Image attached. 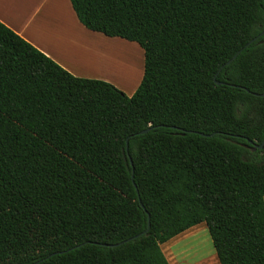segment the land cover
I'll return each mask as SVG.
<instances>
[{"label": "trees", "instance_id": "1", "mask_svg": "<svg viewBox=\"0 0 264 264\" xmlns=\"http://www.w3.org/2000/svg\"><path fill=\"white\" fill-rule=\"evenodd\" d=\"M70 1L144 73L76 76L0 20V264H170L202 222L220 264H264V0Z\"/></svg>", "mask_w": 264, "mask_h": 264}, {"label": "crops", "instance_id": "2", "mask_svg": "<svg viewBox=\"0 0 264 264\" xmlns=\"http://www.w3.org/2000/svg\"><path fill=\"white\" fill-rule=\"evenodd\" d=\"M0 20L76 76L115 83L118 80L113 77L116 70H127L118 57L120 53L114 50V45L125 43V38L87 28L79 20L70 0H0ZM128 68L139 76L137 88L144 73L141 65L136 60L128 64ZM196 226L198 224L193 227ZM182 233L161 245L165 255V250H169V254L175 253L178 243L171 240ZM191 247L177 248L187 264H197V259L202 260L198 264H217L208 254L195 258L200 254Z\"/></svg>", "mask_w": 264, "mask_h": 264}, {"label": "rangeland", "instance_id": "3", "mask_svg": "<svg viewBox=\"0 0 264 264\" xmlns=\"http://www.w3.org/2000/svg\"><path fill=\"white\" fill-rule=\"evenodd\" d=\"M125 43L114 45V50H116L118 53H120V55L118 57H121L120 61H122V63L126 66V72L123 71H117V73H114L115 75H113L114 78L118 79L116 80V82H112L114 83L116 86H118L121 90H123L124 92H126L128 95L132 94V92H135L133 90H136V85L139 79V76L136 74H133V70H129L128 68V64H130L131 62H136L139 61L140 65H141V69L142 72H144V50L143 48L140 46V44L138 42L135 41H131V40H127L124 39ZM137 68V67H136ZM135 68V69H136ZM121 75V76H120ZM255 153V155L253 154H249V157H261L264 153L260 152V151H253ZM197 230L202 231L201 234L199 235H194L192 236L190 239H187L185 242V244L183 246H193L192 250L194 251V248L196 246V249L198 250V255L200 254V256H196L195 258H199L201 256H204L208 254V257L213 256V258L211 257V259H214V262L217 264L219 263L217 254H216V250L214 248V244L211 238V235L209 233L208 227L206 225L205 222H202L200 224H198V226L196 227H192L191 229L183 232L181 235H179L178 237L174 238L173 240H171L172 243H178L175 245V253H168L169 250H165L166 251V256L169 260V262L171 264H187L186 259L183 257L180 248L177 249L178 245H181V240L188 234L195 232ZM175 241V242H174ZM177 246V247H176ZM164 247V246H163ZM207 258V257H206ZM196 263H201L202 260L201 259H197L195 260Z\"/></svg>", "mask_w": 264, "mask_h": 264}, {"label": "water", "instance_id": "4", "mask_svg": "<svg viewBox=\"0 0 264 264\" xmlns=\"http://www.w3.org/2000/svg\"><path fill=\"white\" fill-rule=\"evenodd\" d=\"M264 34V31H262L261 33H260V35L259 36H261V35H263ZM254 39H252L250 42H248L247 44H246V46H248L252 41H253ZM245 46V47H246ZM245 47H243L242 49H240L237 53H236V55H234V57H236ZM233 57V58H234ZM233 58L232 59H230V60H228V62L227 63H230L232 60H233ZM215 80H216V78H215ZM217 81V80H216ZM217 83L218 84H221V83H224V82H221V81H217ZM261 95H264V92L261 94ZM148 131V129H146V130H143V131H141V133H145V132H147ZM202 135H205L204 133H201ZM248 141H249V143L252 145V150H256V149H262L263 147H264V140H263V142L262 143H260V144H257V143H255L253 140H250V139H248ZM128 148H129V143H128V140H127V150H128ZM131 163H132V159H131ZM150 226H151V223H150V215H149V223H148V227H147V229L144 231V233H147L148 231H149V229H150ZM130 240V239H129ZM122 242H120V243H116V244H110V245H119V244H121ZM63 252V251H62Z\"/></svg>", "mask_w": 264, "mask_h": 264}]
</instances>
